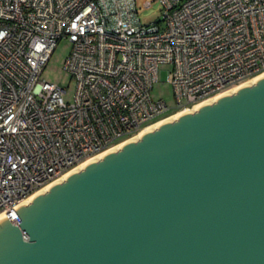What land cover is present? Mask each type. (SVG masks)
Listing matches in <instances>:
<instances>
[{"label":"built area","instance_id":"1","mask_svg":"<svg viewBox=\"0 0 264 264\" xmlns=\"http://www.w3.org/2000/svg\"><path fill=\"white\" fill-rule=\"evenodd\" d=\"M0 0V216L89 158L264 73V0ZM67 41V87L41 78ZM166 70L173 102L151 90Z\"/></svg>","mask_w":264,"mask_h":264},{"label":"water","instance_id":"2","mask_svg":"<svg viewBox=\"0 0 264 264\" xmlns=\"http://www.w3.org/2000/svg\"><path fill=\"white\" fill-rule=\"evenodd\" d=\"M0 264H264V73L2 214Z\"/></svg>","mask_w":264,"mask_h":264},{"label":"rangeland","instance_id":"3","mask_svg":"<svg viewBox=\"0 0 264 264\" xmlns=\"http://www.w3.org/2000/svg\"><path fill=\"white\" fill-rule=\"evenodd\" d=\"M138 2V1H137ZM139 14L143 21L147 22L157 17L158 5L151 2L148 5L139 4ZM70 50V45L67 41H60L54 48L46 66L44 67L41 78L49 82H57L67 87V98H70L74 91L75 82L70 74L63 68V63L66 55ZM166 70L159 71V81L155 82L151 90L153 98H163L168 103L173 102L172 88L166 82Z\"/></svg>","mask_w":264,"mask_h":264},{"label":"crops","instance_id":"4","mask_svg":"<svg viewBox=\"0 0 264 264\" xmlns=\"http://www.w3.org/2000/svg\"><path fill=\"white\" fill-rule=\"evenodd\" d=\"M139 4H145L148 5L151 2H155V0H137ZM156 3V2H155ZM157 4V3H156Z\"/></svg>","mask_w":264,"mask_h":264},{"label":"bare ground","instance_id":"5","mask_svg":"<svg viewBox=\"0 0 264 264\" xmlns=\"http://www.w3.org/2000/svg\"><path fill=\"white\" fill-rule=\"evenodd\" d=\"M162 121V120H161ZM159 122V121H158ZM157 123V122H156ZM144 130H146V129H144Z\"/></svg>","mask_w":264,"mask_h":264}]
</instances>
